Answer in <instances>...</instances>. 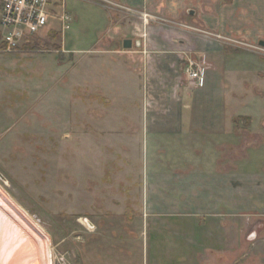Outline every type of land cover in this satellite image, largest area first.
Listing matches in <instances>:
<instances>
[{
  "label": "rangeland",
  "instance_id": "1",
  "mask_svg": "<svg viewBox=\"0 0 264 264\" xmlns=\"http://www.w3.org/2000/svg\"><path fill=\"white\" fill-rule=\"evenodd\" d=\"M217 1L226 9L233 0ZM117 6L67 0L72 21L63 36L44 31L16 51H0V187L48 236L52 264H243L241 240L232 249L195 242L194 228L170 226L166 214L145 209L146 151L141 141L131 143L129 129L147 124V116L131 113L126 82L100 77L104 54L90 47L101 38L116 43L118 23L140 36L170 22L150 13L131 16V8L122 18ZM202 7L209 12V0ZM231 37L237 59L255 56L242 48L262 46ZM176 43L193 55L188 59L204 63V77L212 72L209 55L185 40ZM147 50L148 56L150 45ZM183 66L174 70L182 82ZM252 264H264V257Z\"/></svg>",
  "mask_w": 264,
  "mask_h": 264
},
{
  "label": "crops",
  "instance_id": "2",
  "mask_svg": "<svg viewBox=\"0 0 264 264\" xmlns=\"http://www.w3.org/2000/svg\"><path fill=\"white\" fill-rule=\"evenodd\" d=\"M114 1L122 18L131 8V16L150 13L170 22L140 36L136 26L132 35L118 23L116 43L101 38L90 47L104 54L100 77L126 82L131 113L147 116V124L129 129L131 143L141 141L146 151L145 209L166 214L170 226L194 228L195 242H226L232 249L241 240L243 264H252L264 257V51L242 48L255 56L237 59L229 38L264 40V0H233L226 9L209 0V12L202 0ZM126 39L132 47L124 46ZM176 39L214 64L201 86L175 74L193 57Z\"/></svg>",
  "mask_w": 264,
  "mask_h": 264
},
{
  "label": "built area",
  "instance_id": "3",
  "mask_svg": "<svg viewBox=\"0 0 264 264\" xmlns=\"http://www.w3.org/2000/svg\"><path fill=\"white\" fill-rule=\"evenodd\" d=\"M72 16L67 10V0H1L0 51L13 52L22 41L53 31L64 35L71 27ZM264 51L262 46L251 45ZM204 63L188 59L185 74L189 80L201 83L204 77Z\"/></svg>",
  "mask_w": 264,
  "mask_h": 264
},
{
  "label": "bare ground",
  "instance_id": "4",
  "mask_svg": "<svg viewBox=\"0 0 264 264\" xmlns=\"http://www.w3.org/2000/svg\"><path fill=\"white\" fill-rule=\"evenodd\" d=\"M30 222L0 187V264H52L48 236Z\"/></svg>",
  "mask_w": 264,
  "mask_h": 264
},
{
  "label": "water",
  "instance_id": "5",
  "mask_svg": "<svg viewBox=\"0 0 264 264\" xmlns=\"http://www.w3.org/2000/svg\"><path fill=\"white\" fill-rule=\"evenodd\" d=\"M132 43H133L132 39H126L124 41V46L126 48H130V47H132ZM259 44L262 45V46H264V40H261Z\"/></svg>",
  "mask_w": 264,
  "mask_h": 264
},
{
  "label": "trees",
  "instance_id": "6",
  "mask_svg": "<svg viewBox=\"0 0 264 264\" xmlns=\"http://www.w3.org/2000/svg\"><path fill=\"white\" fill-rule=\"evenodd\" d=\"M1 37H2V36H1V32H0V39H1Z\"/></svg>",
  "mask_w": 264,
  "mask_h": 264
}]
</instances>
